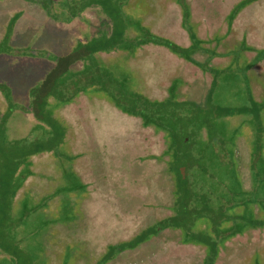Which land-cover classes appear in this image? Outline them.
Returning <instances> with one entry per match:
<instances>
[{"label":"trees","instance_id":"trees-1","mask_svg":"<svg viewBox=\"0 0 264 264\" xmlns=\"http://www.w3.org/2000/svg\"><path fill=\"white\" fill-rule=\"evenodd\" d=\"M24 1L39 4L46 16L57 23L73 25L77 22L79 26L77 33L67 38L66 46L58 51L45 46L33 53L29 49L31 44L49 37L44 31L32 27L31 38L25 39L26 44H14L13 30L21 23V13L15 12L9 16L0 37V56L37 55L48 65V70L31 85L26 84L19 94L18 86L0 79V255L7 252L12 258L10 262H1L3 260L0 259V264H47L44 260L49 255L50 258L55 255L52 250H63L67 256L75 251L72 250L74 243L84 240L86 229L81 221L88 208V197L93 201L90 182L77 164L85 150H79L72 138L70 141L69 123L63 121L60 115L80 96L102 97L122 113L137 118L142 128L152 129L154 134L159 135L162 139L161 155L148 157L165 161L169 177L173 180L170 215L129 239L109 244L105 252L90 264H109L121 254L124 256L127 251L144 245L151 237L160 238L163 230L167 231L165 233L179 231L177 240L182 243V250L190 249L191 257L187 260L192 264L201 248L206 252L202 264H215L218 246L222 243L226 247L223 244L225 240L264 228V216H253L252 220L246 221L243 211H236L235 214L229 211L228 215L236 217L237 223L229 228L222 227L228 215L215 212L210 197L214 191L210 192V182L204 179L209 171V161L217 159L213 156L217 154L213 151L214 147H223L221 152L225 149L226 139L222 133L216 134V118L227 117L234 112L213 101L219 74L227 65H211L215 56H223L217 54L215 47L221 40L234 45L232 40H228L232 37L233 20L249 4L264 0H240L235 3L226 15V31H220L219 35L214 32L208 39L198 37L191 22L188 0L172 1L180 6L182 12L181 26L190 40L186 46L170 36L172 32L169 35L162 33L155 25L148 26L144 21L129 17L132 15L127 8L134 0ZM53 37L57 41L64 36L54 34ZM213 40L214 47L209 45ZM160 49L176 60L188 62L211 75L203 102L186 97V81L181 76L170 80L161 99L143 94L133 66L145 51ZM233 49L227 48L222 52L225 59L227 56L232 58L231 63H239L245 55L244 51L255 52L250 60L244 56L246 68L264 59V48L256 49L243 43ZM200 52L208 54L202 61L196 59ZM263 74H254L252 83L258 82V86L263 87ZM261 95L258 94V97ZM51 162L54 165L51 166ZM181 166L185 167V178L181 175ZM38 183L43 184L41 189H37ZM221 211L224 212L223 209ZM201 217H207L205 219L213 224L212 231L218 240L212 242V236L205 237L202 231L189 229ZM220 232H225L226 236L221 238ZM33 237L37 243L31 251L20 248L18 242ZM50 242L63 243L64 247L58 250ZM73 253L77 262L81 253ZM238 254L236 249L232 255ZM63 261L61 264H66Z\"/></svg>","mask_w":264,"mask_h":264},{"label":"rangeland","instance_id":"rangeland-1","mask_svg":"<svg viewBox=\"0 0 264 264\" xmlns=\"http://www.w3.org/2000/svg\"><path fill=\"white\" fill-rule=\"evenodd\" d=\"M172 1L176 0H134L127 8L132 15L129 17L144 21L148 26L155 25L162 33L172 32L170 36L176 38L180 45L186 46L190 40L181 26L182 12L180 6L171 3ZM238 1L240 0H188L191 22L198 37L208 39L214 32L218 35L221 34L220 31L224 33L227 29L226 15ZM260 2L249 4L236 16L230 30L232 37L228 38L234 45L225 44L221 40L215 50L223 56H215L211 60L213 66L227 64L219 74L213 101L234 112L227 117L216 118V134H223L226 139L225 149L221 152L223 147H214L213 151L217 154L221 152V155H213L217 159L209 161V171L204 179L210 182V192L214 191V195L210 193V197L213 199L215 212L228 215L229 211L233 214L242 210L246 221L252 220L253 216H264V91L257 88L256 92L262 95H254L252 84L253 75L264 71V59L257 61L251 68H246V59H252L254 51L248 50L244 51L245 55L240 54L247 57L245 59L242 56L239 63H231L232 58L227 56L225 59V53L222 52L227 48H239L243 43L256 49L264 48V1ZM15 12L21 13V23L13 30L14 44H26L25 39L31 38L32 27L44 31L49 37L31 44L29 49L33 53L45 46L54 47L58 51L68 41L67 38L78 31L77 22L73 25L57 23L48 18L35 2L2 0L0 37L9 16ZM183 27L186 28V25L183 24ZM54 34L64 37L55 41ZM214 40L209 43L210 46L214 47ZM207 55L200 52L196 59L202 61ZM176 59L162 49L145 51L133 66L136 68L134 75L141 91L150 98L161 99L166 94L170 80L174 76H181L186 81V97L203 102L211 75L195 65ZM47 66L46 61L37 55H3L0 56V79L18 86L19 94L26 84L31 85L37 81L48 70ZM92 96L78 97L60 114L63 121L69 123L70 141L72 138V141L77 142L75 145L79 150H85L77 164L90 182V190L93 192V201L88 197L86 206L89 209L86 208L85 217L81 221L86 229L84 243L82 241L72 246V250L81 253V256L76 262L75 251L66 256L63 250H52L55 255L53 258L49 255L44 260L47 264H61L63 260L66 264H90V261L105 252L109 244L129 239L145 227L170 215L173 180L169 177L165 161L148 157L161 155L162 139L152 129L142 128L137 118L122 113L102 97ZM35 161L38 162V159ZM52 164L51 162V166ZM37 186V189H41L43 184L38 183ZM227 201L232 203H226ZM231 216H225L222 227L229 228L237 223L236 217ZM205 218L207 217L195 220L189 229L202 231L203 236H212V242L218 240L212 231L213 224ZM165 232L167 231L163 230L160 238L151 237L144 245L127 251L124 256L121 254L109 264H192L187 260L191 257L190 249L182 250L184 247L177 240L179 231ZM186 234L187 231L184 232L185 238L188 236ZM220 236L223 238L226 233L220 232ZM27 239L18 242L21 249L30 250L36 245L35 237ZM50 243L58 250L64 247L60 242ZM223 244L226 247L222 243L218 246L215 264H264L263 233L237 235L228 238ZM236 249L238 256L232 255ZM205 253L201 248L199 256L193 259L194 264H202ZM0 259L3 260L1 262L12 260L7 252L1 254Z\"/></svg>","mask_w":264,"mask_h":264},{"label":"flooded vegetation","instance_id":"flooded-vegetation-1","mask_svg":"<svg viewBox=\"0 0 264 264\" xmlns=\"http://www.w3.org/2000/svg\"><path fill=\"white\" fill-rule=\"evenodd\" d=\"M261 73H264V71L261 72ZM258 75H259V74H258ZM263 76H264V74H263ZM252 84H253V93H254V95H257V96H258V94H260V93H257V92H256V89H257V88H262V89H263V87H261V86L259 87V86H258V82H257V83H254V82H253ZM263 84H264V81H263ZM263 84H262V85H263ZM263 90H264V89H263ZM229 203H232V202H229ZM239 208H240V207H238V209H239ZM235 209H237V207H235ZM240 209H241V208H240ZM241 211H242V210H240L239 213H240ZM233 214H235V213L233 212ZM231 217H232V216H231ZM231 217H230V218H231ZM255 231H257V232H259V233H263V232H264V228H259V229L255 230ZM260 235H261V234H259V237H260Z\"/></svg>","mask_w":264,"mask_h":264},{"label":"water","instance_id":"water-1","mask_svg":"<svg viewBox=\"0 0 264 264\" xmlns=\"http://www.w3.org/2000/svg\"><path fill=\"white\" fill-rule=\"evenodd\" d=\"M180 172H181L182 177L185 178V167L184 166L180 167Z\"/></svg>","mask_w":264,"mask_h":264}]
</instances>
